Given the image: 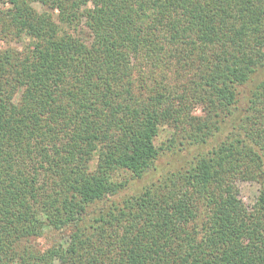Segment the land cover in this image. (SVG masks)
Segmentation results:
<instances>
[{
  "label": "trees",
  "instance_id": "obj_1",
  "mask_svg": "<svg viewBox=\"0 0 264 264\" xmlns=\"http://www.w3.org/2000/svg\"><path fill=\"white\" fill-rule=\"evenodd\" d=\"M0 40V264H264V0H0Z\"/></svg>",
  "mask_w": 264,
  "mask_h": 264
},
{
  "label": "rangeland",
  "instance_id": "obj_2",
  "mask_svg": "<svg viewBox=\"0 0 264 264\" xmlns=\"http://www.w3.org/2000/svg\"><path fill=\"white\" fill-rule=\"evenodd\" d=\"M37 7L41 9V6L37 4ZM11 47H15L17 49L21 48V44L18 43H10ZM0 46L5 47L6 44L4 41L0 40ZM198 111V109H196ZM168 130L164 128L155 143L160 145L168 136ZM191 150V149H190ZM192 152H187L186 150L182 151V153H173V150L167 151L160 156L158 161H156V168L148 173L147 176L142 178L141 180H137L134 182L133 186L135 189L140 188L142 184H144L151 176L155 177L160 171L165 172L167 169H173L176 165L183 164L188 157L195 152V148L191 150ZM239 188V195L242 200L248 205H252L255 200V197L258 193V184L251 181H238L237 183ZM56 264V263H55Z\"/></svg>",
  "mask_w": 264,
  "mask_h": 264
}]
</instances>
